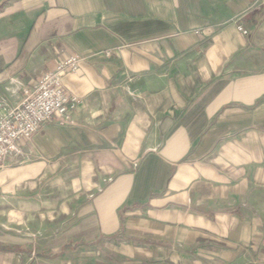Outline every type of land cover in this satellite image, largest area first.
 <instances>
[{
    "label": "crops",
    "instance_id": "crops-1",
    "mask_svg": "<svg viewBox=\"0 0 264 264\" xmlns=\"http://www.w3.org/2000/svg\"><path fill=\"white\" fill-rule=\"evenodd\" d=\"M1 3L0 115L70 55L79 100L4 159L0 264H264V0Z\"/></svg>",
    "mask_w": 264,
    "mask_h": 264
},
{
    "label": "built area",
    "instance_id": "built-area-1",
    "mask_svg": "<svg viewBox=\"0 0 264 264\" xmlns=\"http://www.w3.org/2000/svg\"><path fill=\"white\" fill-rule=\"evenodd\" d=\"M243 34L247 31L238 26ZM79 57L70 55L56 63L31 89L24 91V99L12 108H4L0 115V168L5 157L14 152L19 140H29L44 122L55 119L59 123L69 120L70 109L78 97L67 92L63 76L78 70Z\"/></svg>",
    "mask_w": 264,
    "mask_h": 264
},
{
    "label": "rangeland",
    "instance_id": "rangeland-1",
    "mask_svg": "<svg viewBox=\"0 0 264 264\" xmlns=\"http://www.w3.org/2000/svg\"><path fill=\"white\" fill-rule=\"evenodd\" d=\"M2 2V0H0V6H1V3ZM261 199H262V202H261V205H262V221L264 222V196H262L261 197Z\"/></svg>",
    "mask_w": 264,
    "mask_h": 264
}]
</instances>
